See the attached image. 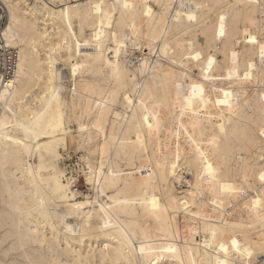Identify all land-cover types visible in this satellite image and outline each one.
I'll use <instances>...</instances> for the list:
<instances>
[{
  "label": "bare ground",
  "instance_id": "1",
  "mask_svg": "<svg viewBox=\"0 0 264 264\" xmlns=\"http://www.w3.org/2000/svg\"><path fill=\"white\" fill-rule=\"evenodd\" d=\"M0 5L17 52L0 76V264H264V0ZM75 145L81 208L60 166Z\"/></svg>",
  "mask_w": 264,
  "mask_h": 264
},
{
  "label": "rangeland",
  "instance_id": "2",
  "mask_svg": "<svg viewBox=\"0 0 264 264\" xmlns=\"http://www.w3.org/2000/svg\"><path fill=\"white\" fill-rule=\"evenodd\" d=\"M215 13V10H212L211 12V17L213 16L212 14ZM197 40L200 44L203 45L204 43V38L202 35H197ZM216 48L218 46L216 45ZM212 54V52H210ZM153 60V56L151 57ZM218 60L220 57L217 58ZM62 154V159L60 166L64 169L65 171V178L66 179H73L74 184L73 188H71L72 193H73V201L72 203L77 204V203H83L87 199H90L93 195V191L91 189L90 185H87L84 178L82 177V169L84 167V162H83V156H86V151L83 149L78 148L76 145L72 147H68V149L61 151ZM90 158L93 159V162H95V156H89ZM68 176H67V173ZM75 172V176L73 175ZM182 179L184 182L187 183H192V179L187 175L186 171H182ZM177 188V194L186 190L187 185L184 183H181L180 185L176 186Z\"/></svg>",
  "mask_w": 264,
  "mask_h": 264
},
{
  "label": "snow or ice",
  "instance_id": "3",
  "mask_svg": "<svg viewBox=\"0 0 264 264\" xmlns=\"http://www.w3.org/2000/svg\"><path fill=\"white\" fill-rule=\"evenodd\" d=\"M7 7L11 8L12 5L9 4V5H7ZM124 7L127 8V7H130V5L125 4ZM192 18H193V17H191V16L189 17V19H192ZM223 19H224V18L221 17V21H223ZM15 22L18 24V23H19V20L17 19ZM10 31H12V22H11V21L9 22L8 29L4 30V36H3V38H4L5 40H7ZM220 35H223V24H221ZM250 41H251L252 43H256V42H257L255 37H250ZM260 54H261L262 62H264V44H261V46H260ZM193 58H194V59H199V55H197L196 57H193ZM209 64H211V60H209ZM75 71H76V70L73 69V74H75ZM10 86H11V85H10ZM198 87H199V86H193V92H194V94H195V92H196V90H197ZM199 91L202 93L203 89H202V88H199ZM225 95L227 96L228 93H225ZM129 103H131V101H129ZM217 103H226V101H217ZM147 120H148V117H145V122H147ZM149 127H151L150 124H149ZM221 131H223V128H221ZM260 135H261V136H264V131H262V132L260 133ZM7 139H11V137H7ZM201 156L203 157L204 154L201 153ZM205 165H206V167H205V171L207 172L208 176H213V175H214V172H213V166H212L211 164L207 163V160H205ZM173 167H175V165H173ZM89 171H91V169H89ZM73 175L75 176V172H74ZM259 178H260L261 181H264V173H262V174L260 175ZM84 179H85V181H86L87 183H89V184L92 182L91 177L88 176V173H87V172H85ZM224 190H225V191H229V192H231V191H235V189H233L230 185H226V186H224ZM101 194H102V193H101ZM153 203H155V202H153ZM258 204H260V201H256V202L254 203L253 206L255 207V206L258 205ZM81 207H83V205H81V204H77V205H76V208H81ZM129 243H132V242L129 241ZM231 243H232V247H233V249L239 251V247H238V242H237V240L233 239ZM220 250L223 251L226 255L228 254V248H227L225 245L221 244V245H220ZM146 251H147V252H151L152 250H151V249H147V250H146L144 247H141V248H140V254H141L142 256L145 255ZM162 251L175 252V249L172 248V247H169V248H167V249H163ZM248 254L251 255V253H248ZM217 264H226V261H220V260H218V261H217Z\"/></svg>",
  "mask_w": 264,
  "mask_h": 264
},
{
  "label": "built area",
  "instance_id": "4",
  "mask_svg": "<svg viewBox=\"0 0 264 264\" xmlns=\"http://www.w3.org/2000/svg\"><path fill=\"white\" fill-rule=\"evenodd\" d=\"M6 18V11L0 5V76L5 81L13 78L17 61V52L14 49L6 48L4 44L2 30L4 29Z\"/></svg>",
  "mask_w": 264,
  "mask_h": 264
}]
</instances>
